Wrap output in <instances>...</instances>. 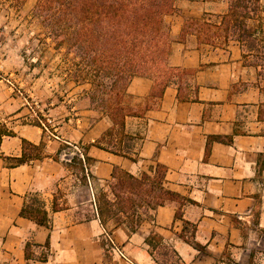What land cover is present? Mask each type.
Listing matches in <instances>:
<instances>
[{
	"label": "crops",
	"instance_id": "obj_1",
	"mask_svg": "<svg viewBox=\"0 0 264 264\" xmlns=\"http://www.w3.org/2000/svg\"><path fill=\"white\" fill-rule=\"evenodd\" d=\"M229 8L230 0H173L164 23L174 71L161 93L153 78H131L123 126L90 106L78 58L41 25L28 40L36 46L18 54V39L0 40V264H264V0L246 8L240 28ZM23 141L37 155L16 164ZM68 143L83 149L90 186L79 164L58 159ZM158 166L180 199L140 213L133 228L107 224L122 257L105 243L92 196L112 200L114 170L139 178ZM30 194L49 226L20 215Z\"/></svg>",
	"mask_w": 264,
	"mask_h": 264
},
{
	"label": "trees",
	"instance_id": "obj_2",
	"mask_svg": "<svg viewBox=\"0 0 264 264\" xmlns=\"http://www.w3.org/2000/svg\"><path fill=\"white\" fill-rule=\"evenodd\" d=\"M23 2L0 0L1 5L10 7H19ZM258 2L230 0L227 17L234 20V28L241 27V19L247 16L246 8L250 6L254 11ZM172 10L173 0H35L31 14L54 40L55 48L65 45L78 58V75L91 85L90 106L107 112L114 124L123 126L129 111L121 101L131 78L134 75L153 78L161 93L169 82L167 77L174 71L167 66L170 41L164 23V16ZM100 146L119 151L113 146ZM23 147L22 156L12 158L16 164L37 155H27L25 149L36 151L38 146L23 141ZM163 178L161 166L156 168L154 176L143 174L139 178L114 170L109 182L112 200L103 199L104 206L98 212L101 223L105 225L111 218L116 224L126 221L133 228L140 220V213L146 214L167 200L180 199L164 187ZM28 198L20 215L49 226L42 201L32 194ZM176 217H181L179 211ZM25 250L29 257V244Z\"/></svg>",
	"mask_w": 264,
	"mask_h": 264
},
{
	"label": "rangeland",
	"instance_id": "obj_3",
	"mask_svg": "<svg viewBox=\"0 0 264 264\" xmlns=\"http://www.w3.org/2000/svg\"><path fill=\"white\" fill-rule=\"evenodd\" d=\"M34 3H35V0H24L22 5L19 7H10L7 4H5V5L0 4V40H6L7 39V42L9 44H12V42L14 40L18 39V41L16 42V44H18V47L14 49V54L15 53L18 54L20 52L22 46L30 45V47L33 48V46H36V44H37L36 40L28 41L30 38L35 36V33H38V30H37V28L39 29L38 24L41 25V23L39 21H38L39 23H36V22L30 23V21H28V19H27V17L30 16V10H32ZM39 34H40V32H39ZM16 44L14 43L13 46H16ZM8 49H10V47ZM29 49L31 50V48H29ZM26 54L28 55V57H31L32 51H27ZM76 163L78 164V162H76ZM77 167L81 168L80 165ZM83 178H84L83 176L79 177L80 181H82ZM77 195L80 198V200L83 201V203L80 205L81 208L83 209V211H82V212H84L83 214L85 216H89L90 215V201H87L88 197L86 195L85 190L83 188H81L79 190V192L77 193ZM103 199L109 200L106 197V195H100L99 200H97V199L94 200L97 213L99 212V209L103 208V206H104L103 205ZM95 207L93 204L94 211H95ZM96 211H95V213H96ZM142 214H144V213H142ZM98 215H99V213H98ZM114 223H116V222L110 218V219L106 220V225H104V229L110 235H111V233L107 229V224H108V226H110V225H113ZM111 237H112L115 245L119 248V250H121L123 252V250L120 248L119 244L116 242V240L113 238L112 235H111ZM104 238H105V236H104ZM105 243L109 248H111L110 244H108V241L106 240V238H105ZM123 254H124V252H123Z\"/></svg>",
	"mask_w": 264,
	"mask_h": 264
},
{
	"label": "built area",
	"instance_id": "obj_4",
	"mask_svg": "<svg viewBox=\"0 0 264 264\" xmlns=\"http://www.w3.org/2000/svg\"><path fill=\"white\" fill-rule=\"evenodd\" d=\"M38 123L45 129L47 128L46 123L44 121L38 120ZM58 159L62 162H74V161L78 162L81 166V174L85 178L88 186H90L89 166L81 146L75 143L66 144V146L59 151ZM92 200L95 207L93 196H92ZM95 211H96V207H95ZM102 233L105 236L106 240L108 241V244H110L111 249L114 250L120 256L125 257L123 252L119 250V248L115 245L111 235L104 229V227H102Z\"/></svg>",
	"mask_w": 264,
	"mask_h": 264
}]
</instances>
